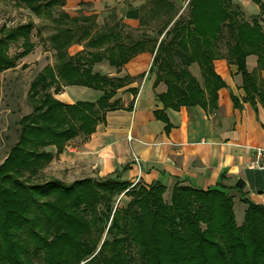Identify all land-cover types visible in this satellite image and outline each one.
<instances>
[{"label":"trees","instance_id":"trees-1","mask_svg":"<svg viewBox=\"0 0 264 264\" xmlns=\"http://www.w3.org/2000/svg\"><path fill=\"white\" fill-rule=\"evenodd\" d=\"M8 1L50 22L45 41L55 63L30 82L27 100L32 111L19 120L18 140L0 165V264H264V206L241 192L246 210L238 227L231 199L221 186L201 190L177 181L167 205L161 197L166 188L159 183L133 187L116 179L33 183L68 142L80 134L87 140L105 113L121 108L112 99L124 81L93 74L92 65L106 60L119 71L146 51L147 44L153 52L155 44L147 36L131 44L116 32L92 34L88 25L92 17L70 18L60 11L53 18L54 9H61L66 0ZM188 9L165 33L150 68L158 74L157 81L167 85L160 97L163 104L173 108L202 104L205 89L215 102L223 84L212 68V42L223 35L230 38L228 57L238 68L244 91L259 93L255 76L245 69L250 55L264 69L259 19L245 22L233 0H190ZM34 28L32 22L0 27V74L16 68L34 50ZM82 42L87 51L69 57L68 48ZM18 43L19 50L10 56V45ZM195 62L202 87L185 70ZM62 86L86 87L102 95L95 103L65 105L54 97ZM121 195L128 201L119 208L116 200ZM132 246L136 257L130 255Z\"/></svg>","mask_w":264,"mask_h":264},{"label":"crops","instance_id":"crops-1","mask_svg":"<svg viewBox=\"0 0 264 264\" xmlns=\"http://www.w3.org/2000/svg\"><path fill=\"white\" fill-rule=\"evenodd\" d=\"M189 1L66 0L58 8L70 18L92 17L88 24L92 34L116 32L123 42L131 44L147 36L154 39L155 49L150 52L151 44H147L146 51L134 56L119 71L106 60L92 65L93 74L124 81L112 99L119 101L121 108L105 113L87 140L80 134L65 145L61 154L53 155L49 168L54 171V179H116L131 186L159 183L166 190L177 181L181 186L201 190L221 186L227 193L241 192L252 203L264 206V171L248 169L254 150L264 149V69L258 68L257 57L250 55L245 59L246 72L255 76L259 88V93L248 94L237 66L228 57L230 38L218 36L212 42V68L223 86L216 91L215 102L211 103L206 89L203 103L195 106L173 108L160 100L167 85L157 81L158 74L150 68L159 43L178 17L186 14ZM259 2L233 0L244 21L251 23L252 18L260 17L264 29V0ZM2 7L7 11L11 8ZM122 7L124 11L119 15ZM12 13L17 14L20 25L34 24L41 49L35 46L17 64L28 72L38 67L36 76L45 66L55 63L54 52L46 46V35L40 32L46 19L23 7H16ZM52 17H56L54 11ZM84 44L70 46L67 55L86 52ZM172 61L179 64L175 58ZM185 70L202 87L199 65L195 62ZM101 95L86 87L62 86L54 97L65 105H73L95 103Z\"/></svg>","mask_w":264,"mask_h":264},{"label":"rangeland","instance_id":"rangeland-1","mask_svg":"<svg viewBox=\"0 0 264 264\" xmlns=\"http://www.w3.org/2000/svg\"><path fill=\"white\" fill-rule=\"evenodd\" d=\"M11 6L9 11L3 9V7ZM188 7V5H187ZM3 9V10H2ZM16 10V7L9 2L8 0H0V27H15L20 25L22 22L19 18H16L18 12L12 13V10ZM5 10V11H4ZM60 10L57 8L54 10V16H57ZM189 9L187 8L186 14H182L184 17L188 14ZM241 13V12H240ZM24 15V14H21ZM242 19L245 18L242 16ZM258 18L261 21L260 17ZM247 19H250L247 17ZM253 19V18H252ZM27 22V20H25ZM246 22V21H245ZM45 27L40 31L42 34L47 36L51 32V28L49 27L50 22L44 21ZM32 41L36 47L41 49V45L37 43V38L35 36V31L32 32ZM45 36V37H46ZM45 45V44H44ZM42 45V49H46L45 46ZM19 50L18 44H11L9 47V55L12 56ZM38 71V67H32L31 70L24 71V68H20L19 64H17V68L15 70L6 71L0 74V165L4 162L5 158L8 155L11 147L15 145L18 140V131H19V120L28 114L31 113L32 108L30 103L27 100V92L29 89L30 82L34 79L36 72ZM84 98H88L85 97ZM50 165L48 164L44 169H47L43 172L41 170L37 177L33 180V183H43L50 179H54V171L50 170ZM56 171V170H55ZM72 178L69 180L62 179L61 182L63 184H71L74 181ZM60 181V180H59ZM98 181V180H95ZM135 185H145L142 183H138ZM133 185V186H135ZM131 186V187H133ZM137 189V188H136ZM172 188L168 189L161 196L163 201L169 205L170 197H171ZM227 196L231 199L232 202V210L234 215V221L236 226H241L243 224L244 212L246 210V206L243 204V196L236 192L227 193ZM128 201L127 198L121 195L116 200V204L119 208H122L126 205ZM106 231L104 232L102 239L105 238ZM130 255L132 257H136L135 248L131 247Z\"/></svg>","mask_w":264,"mask_h":264},{"label":"built area","instance_id":"built-area-1","mask_svg":"<svg viewBox=\"0 0 264 264\" xmlns=\"http://www.w3.org/2000/svg\"><path fill=\"white\" fill-rule=\"evenodd\" d=\"M250 170L264 171V149H255L252 161L248 165ZM135 185L132 184V186Z\"/></svg>","mask_w":264,"mask_h":264},{"label":"water","instance_id":"water-1","mask_svg":"<svg viewBox=\"0 0 264 264\" xmlns=\"http://www.w3.org/2000/svg\"><path fill=\"white\" fill-rule=\"evenodd\" d=\"M123 11H124V7H122V9L118 12V14L121 15Z\"/></svg>","mask_w":264,"mask_h":264}]
</instances>
